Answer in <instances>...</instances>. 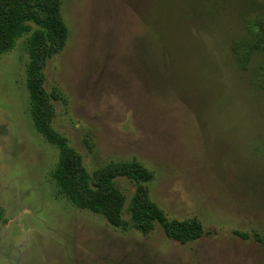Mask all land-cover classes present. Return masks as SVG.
I'll list each match as a JSON object with an SVG mask.
<instances>
[{
	"label": "rangeland",
	"instance_id": "1",
	"mask_svg": "<svg viewBox=\"0 0 264 264\" xmlns=\"http://www.w3.org/2000/svg\"><path fill=\"white\" fill-rule=\"evenodd\" d=\"M60 2L50 132L113 190L93 212L58 186L21 38L0 55V264H264L263 59L246 72L232 53L264 0ZM147 206L157 219L133 222ZM171 223L198 229L180 242Z\"/></svg>",
	"mask_w": 264,
	"mask_h": 264
},
{
	"label": "trees",
	"instance_id": "2",
	"mask_svg": "<svg viewBox=\"0 0 264 264\" xmlns=\"http://www.w3.org/2000/svg\"><path fill=\"white\" fill-rule=\"evenodd\" d=\"M247 31L245 38L233 42L232 53L238 66L246 72L252 61L259 60L261 56L263 63L255 72L258 81L264 75V19L249 21ZM28 35L31 61L27 72L33 121L38 131L44 133L51 144L60 147L63 153L62 163L54 173V179L76 206L93 212L105 211L108 205L101 200V195H107L113 190V180L108 178L93 183L82 167L80 158L75 157L69 161L65 147L50 132L53 115L49 95L43 88V68L46 60L64 47L68 37V31L61 20L60 0H0V55L14 50L17 42ZM157 217L155 208L149 206L132 213V221L136 223H153ZM165 227L168 234L180 242L188 240L189 235L195 234L198 229L190 223H171Z\"/></svg>",
	"mask_w": 264,
	"mask_h": 264
}]
</instances>
